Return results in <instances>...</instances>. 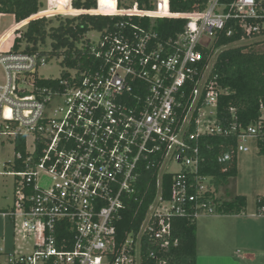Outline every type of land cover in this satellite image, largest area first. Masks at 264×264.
<instances>
[{
  "label": "built area",
  "instance_id": "obj_1",
  "mask_svg": "<svg viewBox=\"0 0 264 264\" xmlns=\"http://www.w3.org/2000/svg\"><path fill=\"white\" fill-rule=\"evenodd\" d=\"M157 1L154 11L116 14L185 18L181 33L163 38L152 27L120 22L97 42L89 40L99 64L73 83L38 88V69L48 56L0 46V147L13 148V159L0 164V175L13 178V202L0 216L21 243L11 251L0 244V264H142L144 254L167 264L166 254L178 245L174 219L216 213L213 177L200 171L202 140L237 134V155L250 150V139L264 152V103L247 127L220 120L224 90L207 55L231 20L248 34L260 32L264 0H207L204 10L188 13L171 12L170 0ZM30 18L8 30L15 39ZM60 98L63 106L54 109ZM232 157L227 151L218 159ZM172 163L178 170H167ZM155 168L157 192L138 228L121 236L123 211L140 193L144 171ZM167 173L173 176L168 198ZM257 214L264 216V194Z\"/></svg>",
  "mask_w": 264,
  "mask_h": 264
},
{
  "label": "trees",
  "instance_id": "obj_2",
  "mask_svg": "<svg viewBox=\"0 0 264 264\" xmlns=\"http://www.w3.org/2000/svg\"><path fill=\"white\" fill-rule=\"evenodd\" d=\"M234 0H221L230 4ZM71 7L72 17L59 16L58 24L46 26L48 13L42 10L45 6L42 0H0V14H13L16 23L30 18V22L23 31L22 37L14 39L13 49L19 50L23 40L27 42L24 51L39 52L40 56L47 55L49 61L60 58V63L65 68L58 78H36V86L40 89H47L51 86H58L61 80H68L70 83L80 80L85 71L94 70L99 61L93 56L87 47L89 39L86 35L90 30L103 32L107 29L114 30L120 22H125L127 27L141 25L145 28H153L163 38L175 37L184 30L187 23L185 18L161 17L152 19L148 16H127L116 13L141 12L140 10H156L154 0H135L131 6L125 9L118 0L120 10L116 13L100 11L98 0H66ZM100 4V1H99ZM207 0H170V10L173 13H188L202 11L205 9ZM162 14L169 15L164 8ZM33 17H37L34 18ZM263 24L264 19L260 20ZM229 29L232 33L229 34ZM264 34V27L257 33L248 34L239 27L236 20H231L227 28L220 31L214 39L207 55L212 56L219 51L214 63L213 73L218 87L224 92L219 96L218 118L226 123H232L236 119L240 126L247 127L253 123L260 114V106L264 103V51H245L244 46H231L243 38H250ZM51 37V48L48 51L40 50L38 44L45 43L46 37ZM82 43L84 48L79 45ZM86 46V47H85ZM67 69L76 70V77L72 78ZM232 109L234 112H232ZM234 114V118H233ZM203 152L206 157L200 169L203 176L213 177L214 201L217 209L215 214H243L247 210V197L243 194L232 193L231 181L238 175V155L236 154L237 134L211 135L203 140ZM233 151V157L226 163H220L218 157L227 152ZM261 154L264 152L260 149ZM158 168L145 170L140 181V193L131 201L130 207L123 211V217L118 223V230L121 236L132 228H138L142 214L146 211L149 202L157 192ZM172 174L163 175L165 197H170L172 185ZM225 186L223 194L219 190ZM149 192L145 196L142 213L136 216L140 199L144 197V190ZM262 195L257 198V208ZM174 237L178 245L171 247L166 254L167 264H197V220L185 217H177L173 222ZM142 264H158L148 254L143 255Z\"/></svg>",
  "mask_w": 264,
  "mask_h": 264
},
{
  "label": "rangeland",
  "instance_id": "obj_3",
  "mask_svg": "<svg viewBox=\"0 0 264 264\" xmlns=\"http://www.w3.org/2000/svg\"><path fill=\"white\" fill-rule=\"evenodd\" d=\"M124 9L127 6H131L135 0H119ZM51 7L47 6V0H44L45 6L44 11L48 13L49 16H44L46 18V26L49 29L51 26L58 24L59 16L61 17H72L76 14H72L71 7L66 3V0H50ZM157 8L158 1L154 0ZM116 0H100V11H106L110 13H116L119 8H115ZM68 12V13H66ZM37 18V17H33ZM30 22V21H29ZM28 22V23H29ZM16 19L13 14L3 13L0 15V46L4 44L3 50L9 51L13 49L14 45V36L12 31H8L12 26L16 25ZM26 24V26L28 25ZM26 26L22 29L25 30ZM100 31L90 30L86 39L91 40L92 42H97L100 38ZM51 37L47 36L45 43L40 42L38 47L40 50L48 51L51 48ZM27 46V42L23 40L20 44V50H24ZM231 46H244L245 51H264V34L253 36L250 38H244L241 41L233 43ZM219 51H215L212 55V65L216 61V57ZM60 58H54L49 61L45 66H42L38 69L39 76L45 78H58L61 76L65 68L60 63ZM4 77L3 68L0 66V80ZM54 109L63 106V99L60 98L51 105ZM250 150L248 152H240L238 154V175L231 181L230 187H227L232 193L243 194L247 197V209L255 208V200L257 195L264 193V154L258 152L257 145L254 139L248 141ZM13 159V148L10 147L9 150L0 147V164L2 165L5 160ZM167 170L175 171L178 170L179 166L172 163L167 165ZM166 170V169H164ZM47 179V178H46ZM47 182V181H46ZM13 178L7 175H0V209L9 208L13 202ZM225 191V186H222L219 190V195L223 194ZM205 218V217H204ZM204 218H200L199 222H202ZM203 224V223H202ZM207 230V228H206ZM205 232V230H203ZM204 238V237H202ZM255 241V240H254ZM257 244L260 245L262 241L261 238L256 239ZM0 244L1 246L8 251L15 250L17 247H20L21 243L14 240L13 237V226L11 223H6V220L0 216ZM16 244V247H13ZM234 244V243H233ZM241 247V243L238 245ZM238 246H232L231 252L233 249L237 251ZM258 255L257 260L259 263L264 264V257Z\"/></svg>",
  "mask_w": 264,
  "mask_h": 264
},
{
  "label": "crops",
  "instance_id": "obj_4",
  "mask_svg": "<svg viewBox=\"0 0 264 264\" xmlns=\"http://www.w3.org/2000/svg\"><path fill=\"white\" fill-rule=\"evenodd\" d=\"M49 1L46 7L50 8ZM257 198L255 208L243 214H210L197 219V264H261L257 257H264V216L257 214ZM200 218H204L202 222ZM261 237L258 245L256 239ZM233 245L239 248L231 252Z\"/></svg>",
  "mask_w": 264,
  "mask_h": 264
},
{
  "label": "water",
  "instance_id": "obj_5",
  "mask_svg": "<svg viewBox=\"0 0 264 264\" xmlns=\"http://www.w3.org/2000/svg\"><path fill=\"white\" fill-rule=\"evenodd\" d=\"M98 7H100L99 0H98ZM115 8H119V7H118V0H117V2H116Z\"/></svg>",
  "mask_w": 264,
  "mask_h": 264
},
{
  "label": "bare ground",
  "instance_id": "obj_6",
  "mask_svg": "<svg viewBox=\"0 0 264 264\" xmlns=\"http://www.w3.org/2000/svg\"><path fill=\"white\" fill-rule=\"evenodd\" d=\"M123 13V12H122Z\"/></svg>",
  "mask_w": 264,
  "mask_h": 264
}]
</instances>
